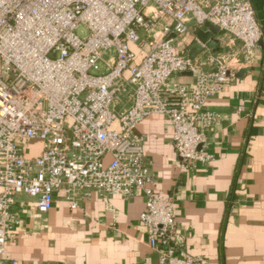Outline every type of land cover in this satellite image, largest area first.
I'll return each instance as SVG.
<instances>
[{"label": "built area", "instance_id": "built-area-1", "mask_svg": "<svg viewBox=\"0 0 264 264\" xmlns=\"http://www.w3.org/2000/svg\"><path fill=\"white\" fill-rule=\"evenodd\" d=\"M211 22L252 64L264 28L250 0H0V264L19 223L21 195L48 212L63 187L70 207L97 193L141 195L140 223L159 264H209L188 253L173 193L153 189L138 126L167 117L182 171L209 163L206 108L230 80V59L178 52L177 38ZM84 27L85 35L76 32ZM199 44H203L196 38ZM190 72L192 82L175 75ZM41 143L29 155L33 142Z\"/></svg>", "mask_w": 264, "mask_h": 264}, {"label": "crops", "instance_id": "crops-1", "mask_svg": "<svg viewBox=\"0 0 264 264\" xmlns=\"http://www.w3.org/2000/svg\"><path fill=\"white\" fill-rule=\"evenodd\" d=\"M210 1V0H207ZM264 28V0H250ZM190 27L177 38L178 52L202 67L207 59L224 55L230 80L206 103L222 115L206 129L209 163H195L182 171L166 116L152 114L138 126L145 137L144 151L154 173L153 189L176 196L177 231L183 245L209 264H264V35L252 64L244 63L238 40L219 30L199 44ZM192 82L190 72L173 77ZM29 155L41 151L33 142ZM145 198L109 197L97 193L78 197L70 207L63 187L55 192L51 209L39 213L33 199L17 198L19 223L6 243L3 258L18 264H159L140 223Z\"/></svg>", "mask_w": 264, "mask_h": 264}, {"label": "water", "instance_id": "water-1", "mask_svg": "<svg viewBox=\"0 0 264 264\" xmlns=\"http://www.w3.org/2000/svg\"><path fill=\"white\" fill-rule=\"evenodd\" d=\"M218 31H219L218 26L214 25L211 22H206L205 27L198 31L197 36L201 41L207 42L209 38L213 34H216Z\"/></svg>", "mask_w": 264, "mask_h": 264}, {"label": "rangeland", "instance_id": "rangeland-1", "mask_svg": "<svg viewBox=\"0 0 264 264\" xmlns=\"http://www.w3.org/2000/svg\"><path fill=\"white\" fill-rule=\"evenodd\" d=\"M76 32L80 35H85L87 33L84 27H79Z\"/></svg>", "mask_w": 264, "mask_h": 264}]
</instances>
